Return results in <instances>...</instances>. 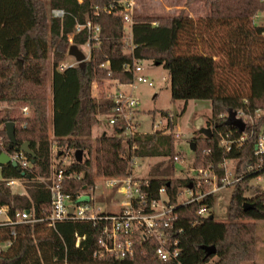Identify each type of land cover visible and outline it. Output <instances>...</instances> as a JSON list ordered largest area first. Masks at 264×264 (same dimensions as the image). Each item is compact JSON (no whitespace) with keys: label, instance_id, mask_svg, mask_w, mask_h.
<instances>
[{"label":"trees","instance_id":"trees-1","mask_svg":"<svg viewBox=\"0 0 264 264\" xmlns=\"http://www.w3.org/2000/svg\"><path fill=\"white\" fill-rule=\"evenodd\" d=\"M122 1L0 0V104L12 107L0 117L3 140L0 154L13 153L24 143H29L35 154V163L28 172L31 179L22 180L26 194L14 193L6 183V180L21 179L20 173L11 166L2 168L0 208L8 206L12 216L26 210L40 215L49 209L50 193L39 179L52 176L53 145L72 150L73 159L63 171L65 191L73 197L92 188L98 177H130L134 160L138 158L168 159L169 166L162 170L159 164L150 172L149 179L140 180V191L149 202L159 199V190L164 188L170 205L176 206L169 243L179 250V256L169 261L157 259L158 242L147 237L136 242L131 257L98 259L94 253L101 225L64 221L51 228L43 223L19 225L15 227L16 237L11 234L12 227H0V245L12 241L9 248L1 251L0 264H211L214 259L217 260L212 264L253 262L258 254V222L264 221V191L246 198L251 178L235 184L228 221L218 222L213 213L214 195L191 204L179 201L182 191L191 184L194 193H206L210 186H201L192 178L172 176L174 157L178 154L174 132L178 117L185 113L189 101L210 102L212 113L207 122L212 135H200L191 140L195 143L194 169L212 167L221 179L220 165L224 158L237 161L238 174L242 165L254 160L256 139L264 127V118L256 126L257 134L240 151L226 155L219 143L221 135L240 134L231 126L233 117L228 118L229 113L234 115L238 110L254 111L264 107V17L261 24L254 23L256 15H264V3L260 0H201L210 12L197 22L184 10L168 17L135 15L132 39L127 43L124 37L129 28L122 14ZM194 1L197 0H190ZM53 10H63L65 15L54 17ZM88 21L100 27V44L92 43L91 56L84 67L60 70L71 46L69 36L77 24ZM224 26L234 27L229 35V46L224 44L225 55L231 68L246 71V94L231 92L227 82L221 80L212 46H207L205 34L217 35L219 27ZM89 38V31L84 30L73 37V45L83 47ZM137 61H152L163 66L171 79L172 101L185 102V107L179 115L161 112L167 119V134L157 131L138 137L126 136L125 125L119 121L110 127V135L102 133L93 140V129L102 123L100 117L112 115L115 106L102 89L100 96L95 97L93 86L102 88L105 82H110L111 87L118 88L132 82V73L126 72L124 67L134 66ZM49 85L51 122L48 118ZM24 107L29 108L27 116L22 113ZM9 122L15 124L17 145L13 149L9 147L6 132ZM77 151L83 152L81 162L75 158ZM246 203L253 208L245 210ZM203 206L207 216L198 214ZM78 236L85 239L76 247ZM204 247H215L216 254L207 256Z\"/></svg>","mask_w":264,"mask_h":264},{"label":"built area","instance_id":"built-area-1","mask_svg":"<svg viewBox=\"0 0 264 264\" xmlns=\"http://www.w3.org/2000/svg\"><path fill=\"white\" fill-rule=\"evenodd\" d=\"M264 3V0H260ZM136 3L134 0H124L121 2L122 14L126 22L128 32L125 34V41L129 43L132 39L131 26L133 24V16L135 12ZM111 13V10L107 11ZM52 16L62 18L65 15L63 10L51 11ZM255 16L256 21L259 16ZM88 30L90 38L88 43L79 47L85 48L86 59L89 60L91 56L92 43L100 44V27L94 25L91 21L85 24H77L73 34L69 36V42L73 45V37ZM82 50V49H81ZM83 51V50H82ZM72 63L63 62L60 65V70H66L79 66V63L73 58ZM143 61H137L136 65H126L124 68L126 72L132 73L133 80L128 84L119 85L116 93L108 94V98L114 101V109L112 115L109 116L110 127H114L119 121H122L126 128V136L138 137L146 134L139 132V124L136 119L137 107L139 99L134 95L138 84H147L153 87L154 84L150 82L143 73ZM109 65V63H106ZM29 112L28 107L22 109L24 116ZM233 121H240L244 125V131L240 132L239 136L228 132L221 135L219 146L224 154H230L233 151H240L245 146L246 142L257 134L256 126L260 119L264 118V107L257 108L254 111L238 110L233 115ZM170 118L173 115L170 114ZM233 127V126H232ZM156 128V126H154ZM236 128V127H234ZM166 128L161 132L169 133ZM157 132V131H156ZM154 133V132H151ZM176 139L187 140L190 146L191 135L184 136L180 132H174ZM3 140L0 138V146ZM7 153V152H4ZM11 161L18 164L22 172L28 174L33 167L31 159L28 155L20 149L13 153H7ZM53 157L61 159L58 163L53 160V171L50 178H41L39 181L45 185L50 193L51 203L48 210H44L40 215H36L32 210L17 212L14 216L10 215V208L4 206L0 208V227H12V236L16 237L15 227L19 225H35L43 223L46 227H55L59 222L64 221H81L92 222L93 224L101 225L100 237L97 241V249L94 256L98 259L106 257H115L116 259H125L134 254V246L137 241L143 238H152L158 242V248L155 251V256L161 261L175 260L179 256V250L176 247H171L169 243V231L174 228V221L176 216L174 214L176 206L170 205L167 192L164 188L159 190L160 198L149 201L146 196L140 191V180H134L130 177H111L101 178L96 180L94 186L90 189L73 197L65 191V174L63 168L69 165L73 159L71 149H60L56 145L52 147ZM254 160L248 161L241 166V174H238L237 161L232 158H224L220 165L223 170V177L219 179L212 167L194 169L199 178V184L210 186V190L206 193H194L192 189H184L186 191V199L179 200L181 204H191L194 202H202L209 195H214L215 192L225 186H234L245 178H251L258 182L264 181V127L258 132ZM185 160L181 154L174 157V162L183 163ZM135 162V160H134ZM3 167L0 166V172ZM69 178V177H68ZM22 180H26L21 178ZM21 179L6 180L7 185L14 191L16 187L22 185ZM221 180V184L219 183ZM109 190L117 196H122L124 199L117 205L119 211L111 212L104 210L101 206L103 203L99 199ZM105 204V203H104ZM107 207V204H105ZM109 206V205H108ZM109 208V207H107ZM72 209V212H71ZM201 216H207V211L203 207L198 212ZM180 232L182 230H179ZM82 239L85 237H77L76 247L80 246ZM12 241H7L0 245L1 251L9 248ZM176 245V243H174Z\"/></svg>","mask_w":264,"mask_h":264},{"label":"rangeland","instance_id":"rangeland-1","mask_svg":"<svg viewBox=\"0 0 264 264\" xmlns=\"http://www.w3.org/2000/svg\"><path fill=\"white\" fill-rule=\"evenodd\" d=\"M135 15H144L152 17H168L179 14L182 10L189 16H194L195 22L199 19L206 18L209 15V8L205 6V3L201 0L190 2V0H134ZM208 12V13H207ZM263 16L254 22L255 24H261ZM234 27H219L217 35H211L204 31L205 39H207V46H212V52L215 55L214 59L218 65V73L221 76V80L226 81L230 86V91H239L240 93L246 94L248 92V78L246 71L242 68L234 69L230 67V63L225 55L226 45L229 46V35L233 31ZM205 30V29H203ZM86 53L85 48H81ZM51 54V53H50ZM74 59L67 56L66 61L72 63ZM49 75L51 74V58L49 59ZM143 75L154 84L153 87H149L147 84H138L134 95L139 99V105L137 107L136 119L139 124V132L141 134H148L151 132L162 131L166 128L167 119L161 115V112H171L173 115L181 114L182 109L186 103L182 101H172L171 91V79L168 71L163 66H156L152 61H143ZM50 84V83H49ZM110 82H105L102 88H99L96 84L93 86V95L95 97L100 96L101 89L105 95L108 96L110 92L116 93L117 87H111ZM12 107L7 104H0V117L5 115L6 112L11 111ZM53 114L52 98L50 92V85L48 88V118L51 122ZM212 116L211 104L208 101H189L186 105V111L183 115H179L178 123L175 128V132H180L184 136H190L191 139L196 136L203 135L202 130L209 128L208 119ZM228 118L234 117L232 114L227 115ZM102 123L93 129L92 138L95 140L102 133L111 134L109 116L100 117ZM156 126V128H154ZM52 137V135L50 134ZM191 143V142H190ZM177 152L182 155L184 162L174 163V174L173 178L182 179H194L199 180L196 171L194 170L192 163L194 161V153L190 149L187 140H179L177 142ZM54 156V155H53ZM58 163L61 161L58 157H53V160ZM159 164H162V170L170 165L168 159L163 158H138L135 160L132 177L134 180L149 179L150 172L154 170ZM0 180H2L0 172ZM96 180H101L100 177ZM22 185L14 189V193L26 194V187L23 184L22 179L20 180ZM234 191L233 186H225L214 193L215 207L213 209L214 218L218 222L228 221V208L230 205L232 193ZM260 191H264V181L258 182L252 180L249 190L245 193L246 198H253ZM186 191H182L179 200L186 199ZM101 206L104 210L111 212L119 211L117 205L124 197L117 196L109 190L105 191L102 195ZM107 204V208L105 204ZM109 205V206H108ZM258 254L253 262H246L243 264H264V221L258 222ZM217 259H214L216 261Z\"/></svg>","mask_w":264,"mask_h":264},{"label":"water","instance_id":"water-1","mask_svg":"<svg viewBox=\"0 0 264 264\" xmlns=\"http://www.w3.org/2000/svg\"><path fill=\"white\" fill-rule=\"evenodd\" d=\"M68 56L75 58V60L79 63V67H84L86 65L87 59L85 54L83 53V51L76 45H71L69 50H68ZM156 66H159L158 63H155ZM231 126L236 127L240 130V132L244 131V125L240 122V121H234L231 123ZM6 132H7V136L10 142V149H13L16 145H17V140L15 137V124L12 122H9L6 124ZM202 134L205 136H211L212 135V130L209 128L203 129L202 130ZM190 149L194 152L195 151V143L192 142L190 144ZM20 150L22 152H24L26 155H28L29 157H31V162L32 164L35 163V154L34 152L31 150L30 148V144L29 143H24L21 147ZM75 158L78 162H81L83 159V152L82 151H77L75 153ZM0 166L4 167V166H11L12 168L16 169L18 173H20L21 178L30 180L31 177L30 175L26 174L25 172H22L21 169L18 167V164L11 161V158L9 157V155L7 153H2L0 154ZM188 189H192V184L188 187ZM245 210L249 209V208H253V205H250L248 203L245 204ZM72 212V209H71ZM210 218L212 219L213 217L210 216ZM204 250L207 253V256L210 255H214L216 254V249L215 247H204Z\"/></svg>","mask_w":264,"mask_h":264},{"label":"crops","instance_id":"crops-1","mask_svg":"<svg viewBox=\"0 0 264 264\" xmlns=\"http://www.w3.org/2000/svg\"><path fill=\"white\" fill-rule=\"evenodd\" d=\"M207 13H208V12H207ZM191 17H192V18H194V16H193V15H192Z\"/></svg>","mask_w":264,"mask_h":264}]
</instances>
